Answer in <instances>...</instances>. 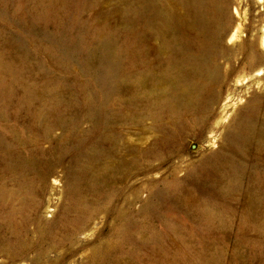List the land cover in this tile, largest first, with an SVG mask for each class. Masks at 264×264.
Masks as SVG:
<instances>
[{
    "label": "rangeland",
    "instance_id": "rangeland-1",
    "mask_svg": "<svg viewBox=\"0 0 264 264\" xmlns=\"http://www.w3.org/2000/svg\"><path fill=\"white\" fill-rule=\"evenodd\" d=\"M199 3L0 0V264H264V0Z\"/></svg>",
    "mask_w": 264,
    "mask_h": 264
},
{
    "label": "bare ground",
    "instance_id": "bare-ground-1",
    "mask_svg": "<svg viewBox=\"0 0 264 264\" xmlns=\"http://www.w3.org/2000/svg\"><path fill=\"white\" fill-rule=\"evenodd\" d=\"M155 1V0H154ZM192 1V4L194 6V9H192L191 11V14L190 12H188L187 14H190L191 15V20H192V24L195 25L198 29L203 27L204 25V22L201 21L200 19V12H201V6H200V3H199V0H190ZM262 1V0H260ZM194 2V3H193ZM151 6V5H150ZM158 6V4H157ZM155 8V7H154ZM150 10V9H149ZM151 10H152V7H151ZM156 10V9H155ZM161 12V11H160ZM152 20V18H150ZM150 20V21H151ZM156 21V20H155ZM165 21V20H164ZM168 24V23H167ZM152 26V25H151ZM237 33H238V29L235 31V33L231 36L230 38V42L233 41L236 37H237ZM155 34V33H154ZM170 36H159V38L162 40V48L163 50H166V49H169V50H172V51H176L175 49V46H179L178 49L180 48V43H176V44H173L172 40L169 41L168 38ZM174 38V41H178L179 40V36H172ZM184 38V37H183ZM185 39V38H184ZM158 40V39H157ZM182 40V39H181ZM204 36L203 38L199 39V43L201 45H203L204 43ZM197 41V40H196ZM184 42V41H183ZM195 42V41H193ZM189 43V42H188ZM158 44V43H156ZM152 42H151V36H149V70L151 71L153 69V62H152V58L155 57L156 55H159V53L163 52L161 47L160 48H155L154 46H152ZM183 46V44H182ZM197 46V45H196ZM262 46L264 47V37L262 39ZM184 47V46H183ZM188 48V47H187ZM206 48V46H205ZM183 49V48H182ZM189 49V48H188ZM206 50V49H205ZM183 51V50H181ZM200 51V49H199ZM206 52V51H205ZM181 53V52H180ZM184 53V52H183ZM182 54V53H181ZM201 56L203 55V53H200ZM207 56V55H206ZM170 57V56H169ZM183 57V56H182ZM165 59V58H164ZM170 59H172L170 57ZM179 60V58H178ZM213 60V59H212ZM200 61V60H198ZM202 62V60L200 61ZM212 62V61H211ZM173 66H176V64L172 63ZM172 67V66H171ZM169 68V67H168ZM176 68V67H175ZM179 69V68H178ZM156 85V79L154 78H149V89H153L154 86ZM183 94V93H182ZM175 96V95H174ZM149 102L150 104L152 103H159L160 101L159 100H156L155 98H150L149 97ZM185 110V109H184Z\"/></svg>",
    "mask_w": 264,
    "mask_h": 264
}]
</instances>
